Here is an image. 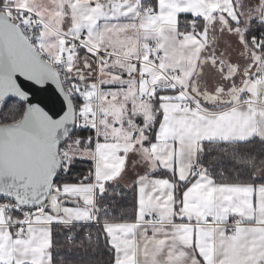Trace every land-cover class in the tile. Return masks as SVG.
<instances>
[{
    "label": "snow or ice",
    "instance_id": "obj_1",
    "mask_svg": "<svg viewBox=\"0 0 264 264\" xmlns=\"http://www.w3.org/2000/svg\"><path fill=\"white\" fill-rule=\"evenodd\" d=\"M0 113V264H264V0H0Z\"/></svg>",
    "mask_w": 264,
    "mask_h": 264
},
{
    "label": "trees",
    "instance_id": "obj_2",
    "mask_svg": "<svg viewBox=\"0 0 264 264\" xmlns=\"http://www.w3.org/2000/svg\"><path fill=\"white\" fill-rule=\"evenodd\" d=\"M146 2L151 3L152 0H146ZM4 111H7V109H4ZM0 115H3V113H0ZM247 151L253 152L256 155H260L262 153V149L260 148L259 144H255V145H249L248 148L246 149ZM212 156L218 155V153L213 152L211 154ZM220 169H216L217 172V179H225V180H235L237 178V173L231 169H225V175L223 178L219 177L218 173H219ZM76 172H83L86 173L87 172V165L86 164H79L77 165V167L74 169L73 175H75ZM244 179H246L247 177H243ZM116 192H124L126 193V195L124 196H118L117 202L121 203V209H118L116 211V215L117 217L121 216V215H125L126 217H132L133 216V206H134V199H133V192L131 190H127L123 187H117L115 189ZM98 231V226L95 223L89 224V225H85L84 229H77L76 232L72 233V235H74L76 237V241L77 243H79L82 235L86 232H91L93 234V239H95V234ZM54 238L56 239V241L59 244H63L65 242L66 236L60 234L59 232L54 233ZM101 244V248L100 251L94 254V259L96 260H102L104 262V264H106L107 261V254L104 252L103 250V239L101 238L100 241ZM61 259L60 256H57V261L59 262ZM63 259L65 260H75V259H79V257L75 254V252L73 253H67L65 252Z\"/></svg>",
    "mask_w": 264,
    "mask_h": 264
},
{
    "label": "crops",
    "instance_id": "obj_3",
    "mask_svg": "<svg viewBox=\"0 0 264 264\" xmlns=\"http://www.w3.org/2000/svg\"><path fill=\"white\" fill-rule=\"evenodd\" d=\"M185 14H181V16L183 17ZM189 18H191L190 17V14H189ZM181 23H183V21H181ZM257 35L259 34V33H256ZM236 56H237V54H235L234 53V55H233V59H236ZM104 87H108V86H104ZM137 171L140 173V174H144V171H145V169H143V168H141V167H137ZM162 171V170H161ZM154 178H156V177H159L160 176V173L159 172H156V173H152L151 174ZM169 175H171V174H169ZM136 176V172H133L131 169H129V171H128V175L125 177V180L127 181V183L128 184H131V182H132V179L134 178ZM120 187H123V188H125V189H127V190H130L129 188H126L125 187V185H124V183H121V185H120Z\"/></svg>",
    "mask_w": 264,
    "mask_h": 264
},
{
    "label": "water",
    "instance_id": "obj_4",
    "mask_svg": "<svg viewBox=\"0 0 264 264\" xmlns=\"http://www.w3.org/2000/svg\"><path fill=\"white\" fill-rule=\"evenodd\" d=\"M22 79V78H21ZM49 87H51L52 89H53V91L55 90V88H54V86L53 85H49ZM46 94H41V96L39 97L40 99H44V96H45ZM42 106H43V104H42Z\"/></svg>",
    "mask_w": 264,
    "mask_h": 264
}]
</instances>
